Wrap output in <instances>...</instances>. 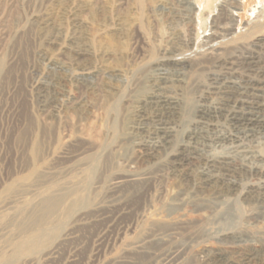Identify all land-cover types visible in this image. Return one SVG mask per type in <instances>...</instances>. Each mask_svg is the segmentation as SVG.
I'll return each mask as SVG.
<instances>
[{"label":"rangeland","instance_id":"1","mask_svg":"<svg viewBox=\"0 0 264 264\" xmlns=\"http://www.w3.org/2000/svg\"><path fill=\"white\" fill-rule=\"evenodd\" d=\"M184 1L0 0V264H264V139L243 142L260 161L211 179L205 157H242L187 132L217 75L261 74L247 57L264 65V6L198 0L190 21ZM172 54L189 63L154 65ZM164 74L182 99L176 145L200 152L185 166L150 147L145 99ZM50 192L65 194L58 212L31 222ZM44 227L59 238L35 241Z\"/></svg>","mask_w":264,"mask_h":264},{"label":"bare ground","instance_id":"2","mask_svg":"<svg viewBox=\"0 0 264 264\" xmlns=\"http://www.w3.org/2000/svg\"><path fill=\"white\" fill-rule=\"evenodd\" d=\"M247 1L249 0H239V2L245 6ZM258 1L264 6V2H263L264 0H258ZM224 3L219 5L220 13L218 14L222 16H227V18L228 16L233 17L235 19L237 13H234L230 9H228V6ZM183 6L188 10V17L190 21H193L194 18H196L194 16L196 13L195 10L198 9L199 7L198 0H185ZM204 10L205 9H203V11ZM208 18L209 17H207L204 20V23L205 22L207 23ZM259 27H261V24ZM215 36L213 38L214 40L217 38L219 39L220 37V36H216V37ZM218 43L220 44V42ZM262 45L264 46V43ZM247 58L250 59V61L248 62L246 61L249 64L248 66L251 69H254L255 71H259L261 74H259L256 77H249V79H243L236 76V72L233 70L226 72L225 74L217 75L213 83V86L211 87L212 89L207 88V90L204 91L202 97L203 103L199 107V112H200L199 115L193 119H190L189 121L188 126H190L191 129L187 130L188 135L192 136L198 133H205L206 135H208V137L210 136L214 137L213 138L214 140L231 145L234 152L242 157L241 160L239 159L240 162L234 159L231 155L205 157L203 160V168L206 174L208 175V177H210L211 179L212 177H221V176L234 178V173L238 171H242L244 167H246L247 162H250V160L260 161L263 158L262 154L254 150L247 149V147L243 144L245 140L254 139L257 137H261L264 139V65L262 67H259L258 60L256 59L257 57L254 56L253 53H250ZM153 63L157 67H161V70H164L163 68L170 64L178 63L183 65L189 63V59L186 56V54L185 56H181V55L178 56L172 54L169 56L164 55L163 57L156 59V61ZM86 74L93 75L92 72H87ZM81 75L83 76V74ZM161 79L165 80L166 82L165 83H158L157 81L152 82V87L147 93V97L145 99V103H147V105H151V108H153L154 110L149 120V122L155 125L153 129H150L148 131V136L150 139V147L152 153L154 152L159 153L160 151H165V152L169 151L170 155H172V157L174 158V162H177L181 166H185L186 164L193 163V161L197 159V157H200V152L199 150H195L193 146L185 142H181L176 145V141H175V137L177 133L176 124L177 122H180V120L184 121V115L182 113V99L171 87L167 85V82L170 81V79L169 77L168 78L166 77V74H164V76ZM257 171L261 176H264V171L262 169H258ZM92 175L93 174H91V176ZM63 195L65 194L64 193L62 194V192L59 193L50 192L41 195L39 197V200L35 203L29 202L27 205L28 206L32 205V210L29 215V220L36 224H41L43 222L48 223L49 221H52L53 216L59 210ZM81 207L82 206L75 204L72 208L73 214L71 216L74 217L76 215H79L82 211H84V210L81 211L82 209ZM236 208L238 207H234L235 211ZM231 209L232 208H227L225 210L227 217L229 214L228 212ZM182 222H184V219H180V218L174 219V223L176 225L181 224ZM63 223L65 222L62 221L61 224ZM54 228L56 229V227ZM54 228L52 229L50 228L49 230L46 227L42 228V231H40L39 234L37 233L38 235L36 234L37 236H35L34 240L40 241L45 235L49 236V233L53 234L54 239L59 238L60 235L58 233H57L58 235H54V233H56L55 232L56 230ZM145 241L146 239L143 242ZM143 242H139V245L137 247L143 249L142 247L144 244ZM26 258H28V255ZM179 260L180 257L175 261H179Z\"/></svg>","mask_w":264,"mask_h":264}]
</instances>
